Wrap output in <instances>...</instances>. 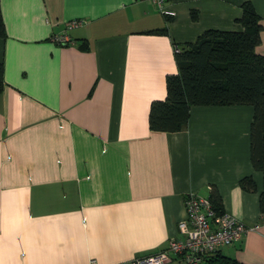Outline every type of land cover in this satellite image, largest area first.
Segmentation results:
<instances>
[{
    "label": "crops",
    "instance_id": "obj_1",
    "mask_svg": "<svg viewBox=\"0 0 264 264\" xmlns=\"http://www.w3.org/2000/svg\"><path fill=\"white\" fill-rule=\"evenodd\" d=\"M167 1L172 17L150 0H0V264H131L182 239L187 196L213 191L223 212L258 226L207 256L264 264L253 106L193 105L175 132L148 125L175 49L207 29L242 30L244 1L264 55V0ZM72 19L84 22L71 42L54 41Z\"/></svg>",
    "mask_w": 264,
    "mask_h": 264
},
{
    "label": "trees",
    "instance_id": "obj_2",
    "mask_svg": "<svg viewBox=\"0 0 264 264\" xmlns=\"http://www.w3.org/2000/svg\"><path fill=\"white\" fill-rule=\"evenodd\" d=\"M238 22L242 30H205L197 40L175 51L177 72L165 78L164 99L150 104L148 125L151 130L175 132L188 122L193 105L250 104L254 114L250 127V158L253 167L263 174L259 209L264 217V55L255 47L260 42L262 24L250 1L241 5ZM196 18V13H191ZM162 29L149 30L158 32ZM0 12V37H5ZM3 65L0 62V92L3 88ZM244 190H254L250 177L240 180ZM217 213H222L216 191L209 196ZM204 264H240L219 252L204 258Z\"/></svg>",
    "mask_w": 264,
    "mask_h": 264
},
{
    "label": "built area",
    "instance_id": "obj_3",
    "mask_svg": "<svg viewBox=\"0 0 264 264\" xmlns=\"http://www.w3.org/2000/svg\"><path fill=\"white\" fill-rule=\"evenodd\" d=\"M165 16L172 17L175 10L168 5L167 0H150ZM83 19H72L66 22L65 32L55 35L53 40L68 44L71 42L67 30L80 26ZM175 51H178L176 48ZM187 220L179 222V228L184 234L182 239H168L167 247L156 253L138 257L131 264H165L175 255L187 264H202L204 258L222 246L238 241L248 229L242 221L227 212L217 213L208 197L190 193L186 200ZM260 225L264 224V217ZM93 264V263H92Z\"/></svg>",
    "mask_w": 264,
    "mask_h": 264
}]
</instances>
